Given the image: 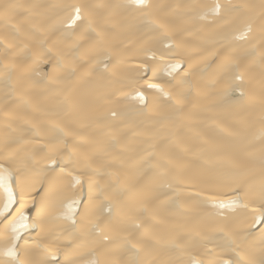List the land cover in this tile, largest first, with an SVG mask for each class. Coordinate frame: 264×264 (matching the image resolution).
<instances>
[{
  "label": "bare ground",
  "instance_id": "6f19581e",
  "mask_svg": "<svg viewBox=\"0 0 264 264\" xmlns=\"http://www.w3.org/2000/svg\"><path fill=\"white\" fill-rule=\"evenodd\" d=\"M81 2L0 0V162L31 151L37 140L55 145L58 161L55 173L42 174L40 154L38 167L26 173L29 227L20 229L19 244L39 233L59 250L57 264H103L113 252L139 264H187L189 252L199 259L204 249L186 247L187 235L182 247L170 248L171 237L182 227L226 223L259 259L264 224L250 228L251 209L242 207L221 217L209 199L247 202L264 182V0H218L232 6L220 17L207 10L217 0H148L145 11L164 25L159 29L143 23L134 7H116L126 0H86L102 6L91 17L102 39L85 36L86 25L72 32L62 23L64 6ZM10 5L20 6L15 16ZM249 20L251 34L237 39ZM253 46L255 54L246 56ZM228 57L241 58L238 68H225ZM12 62L22 68L6 77ZM135 90L145 93L146 107L125 95ZM45 175L65 177L58 196L48 192ZM15 194L19 200L18 188ZM4 199L0 190V208ZM143 203L146 210L136 211ZM130 213L142 227L127 222ZM214 243L223 241L208 247Z\"/></svg>",
  "mask_w": 264,
  "mask_h": 264
},
{
  "label": "snow or ice",
  "instance_id": "6c2138e0",
  "mask_svg": "<svg viewBox=\"0 0 264 264\" xmlns=\"http://www.w3.org/2000/svg\"><path fill=\"white\" fill-rule=\"evenodd\" d=\"M19 5L8 6V13L11 16L17 14L16 10ZM67 10V15L63 19L62 23L66 27L74 32L75 28L81 25L85 26L84 35L87 36L88 33H95L98 37L102 39V31L97 30L93 26L91 17L95 14L94 9L102 7L101 5L90 6L86 0L81 3H72L64 6ZM116 7H134L137 11L141 12L144 17L143 23L151 28H163L164 25L155 20L152 15L145 11L150 7L148 0H126V4L117 5ZM208 12L214 17L222 16L226 11H231V5H223L217 2L207 8ZM264 19V16H262ZM264 31V29H262ZM252 32V21L249 20L238 32L237 39H246ZM43 44V41H39ZM11 45H6L7 50ZM28 45L25 44L24 48ZM260 52L259 63L264 65V35L260 38ZM256 52V46H253L245 55H253ZM7 54V51H5ZM152 59H155V54L153 53ZM240 57L232 58L228 57L225 61L226 69L238 68ZM142 67L147 70L148 65L144 64ZM17 68H22V65L12 62L5 66V75L10 77L11 73ZM172 71L180 68V63L177 62L170 66ZM157 69L153 68V73ZM170 74V73H169ZM235 81L243 83L244 77L242 74H237L234 76ZM149 89H159L163 92L160 85L155 83H149L145 81ZM237 87H239L237 85ZM262 91H264V80H262ZM127 96H133L140 104L144 107L147 106V97L142 90H135L133 93L125 94ZM164 95L171 99V94L165 92ZM241 97H244L245 93L240 90ZM65 102H70L68 96L65 97ZM27 103V102H25ZM110 114L113 118L120 116L116 110H110ZM207 143V141H206ZM37 147L33 148L29 152H25L23 155L18 157L8 158L6 161L0 162V190L4 193V203L3 207L0 208V264H57L58 249L45 244L40 239V234H37V238L29 244L25 241V245L21 246L19 240L22 238L20 236V229L27 228L29 225L25 223L28 217L25 215L24 196L25 189L28 186L26 183V173L28 171H35L38 167L40 160L38 157L40 154H45L43 156L44 164L41 168L42 174H51L56 172V166L58 161L56 159L57 149L55 145L44 141H36ZM261 164L264 167V155L261 157ZM67 170L63 167H59V172L61 174L65 173ZM67 175L72 177V180L78 184L80 179L78 176H73L72 172L67 171ZM45 179L49 180L48 192L53 196L59 195V188L61 182L64 180L63 175H45ZM15 181V184L12 183ZM19 189L20 196L19 200L16 197V190ZM19 202L20 207L16 209L15 213L8 212L12 206ZM209 202L217 209L221 210L217 215L224 217L226 215L225 211H235L237 207H242L244 209H251L249 215L250 220L248 221L249 227L254 228L256 225L264 224V182H262L257 189L248 194V201H241L239 196L233 199H219L216 197H210ZM74 204L80 203L79 201H73ZM147 204L143 203L140 208L136 211L142 212L146 210ZM69 212H72V206H68ZM47 210V208L45 209ZM40 209H38L39 215ZM7 213V214H6ZM11 216V219L8 217ZM75 220L73 223L75 224ZM127 222L135 225L137 229L143 225L137 222L135 213H130L127 216ZM95 227V225H93ZM261 233V245L259 250V259H257V252L244 246L243 237H241L239 231L230 228L226 223H202L192 226L190 228H181L180 231L176 232L171 239L168 241L170 248H180L182 245L179 243L180 239L185 235L188 236V244L186 247L196 250L203 248L204 251L199 253V259L195 258L193 252H189L190 257L187 264H264V227L260 229ZM104 240H108V236L105 235ZM212 241H223V243H214L211 248L208 247V243ZM131 248L139 249L142 246L141 243H131ZM94 264H101L100 261L94 262ZM103 264H139L135 259L121 260L119 258L118 252H113L110 254V258L106 259ZM163 264H172L171 261L163 262Z\"/></svg>",
  "mask_w": 264,
  "mask_h": 264
}]
</instances>
